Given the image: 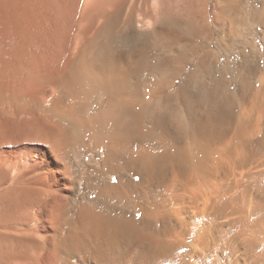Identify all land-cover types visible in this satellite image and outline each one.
I'll use <instances>...</instances> for the list:
<instances>
[{"label":"bare ground","instance_id":"6f19581e","mask_svg":"<svg viewBox=\"0 0 264 264\" xmlns=\"http://www.w3.org/2000/svg\"><path fill=\"white\" fill-rule=\"evenodd\" d=\"M222 2L0 0V264H264V0Z\"/></svg>","mask_w":264,"mask_h":264},{"label":"rangeland","instance_id":"374dc122","mask_svg":"<svg viewBox=\"0 0 264 264\" xmlns=\"http://www.w3.org/2000/svg\"><path fill=\"white\" fill-rule=\"evenodd\" d=\"M222 1L223 0H206V9L205 10H206V14L208 15L207 17L210 19L211 22L214 20V17H215L216 12H217L218 5H222L223 4ZM226 26H227V22L226 21L220 22V25H218V26L215 25L213 27V30L216 29V30L219 31V33H217L215 37H219L220 35L222 36L223 28L226 27ZM213 49H216V47H214ZM190 69L191 68H188V70H190ZM183 77L176 81V86L180 84V82L183 79ZM31 246H33V247H31ZM26 248L28 249V251L30 253L34 252V254H36V253L39 254V248L37 247V244L29 243V245L27 244Z\"/></svg>","mask_w":264,"mask_h":264}]
</instances>
